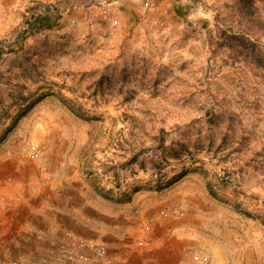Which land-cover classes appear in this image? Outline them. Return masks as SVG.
I'll list each match as a JSON object with an SVG mask.
<instances>
[{"label":"rangeland","instance_id":"rangeland-1","mask_svg":"<svg viewBox=\"0 0 264 264\" xmlns=\"http://www.w3.org/2000/svg\"><path fill=\"white\" fill-rule=\"evenodd\" d=\"M241 1L0 0V157L80 177L175 264H264V28L236 21L264 0ZM66 242L30 261L75 264Z\"/></svg>","mask_w":264,"mask_h":264},{"label":"crops","instance_id":"crops-1","mask_svg":"<svg viewBox=\"0 0 264 264\" xmlns=\"http://www.w3.org/2000/svg\"><path fill=\"white\" fill-rule=\"evenodd\" d=\"M49 163L0 157V257L54 259L71 231L107 247L106 255L86 264H175V257L182 258V247L163 243L161 235L134 244L125 233L134 230L137 217L111 218L123 210L110 212L103 198L91 197L77 182L80 177L51 173Z\"/></svg>","mask_w":264,"mask_h":264},{"label":"built area","instance_id":"built-area-1","mask_svg":"<svg viewBox=\"0 0 264 264\" xmlns=\"http://www.w3.org/2000/svg\"><path fill=\"white\" fill-rule=\"evenodd\" d=\"M148 2H145L142 8L148 6ZM40 145L38 143H32L30 146L29 154L31 157H36L40 153ZM67 242L65 244L64 251L59 260L64 262H88L93 256L102 257L107 253V247L103 242L89 239L82 235L67 231ZM193 259L198 264H218L214 257L208 253L197 251L193 253ZM0 264H45L43 262H32L27 259H14L10 257H0ZM226 264H230L227 262Z\"/></svg>","mask_w":264,"mask_h":264},{"label":"trees","instance_id":"trees-1","mask_svg":"<svg viewBox=\"0 0 264 264\" xmlns=\"http://www.w3.org/2000/svg\"><path fill=\"white\" fill-rule=\"evenodd\" d=\"M259 1L261 2L263 0H246V1L243 0L240 3L243 9L251 10L252 9L251 7H254V9H256L255 4H258ZM245 2H248V5H247L248 8H246ZM236 21L241 26L243 25V22H245L246 26L244 27H247V28H255V27L264 28V20L261 19L260 16H256V15L250 16L249 13L248 14L246 13L245 15H243V17L238 18Z\"/></svg>","mask_w":264,"mask_h":264}]
</instances>
